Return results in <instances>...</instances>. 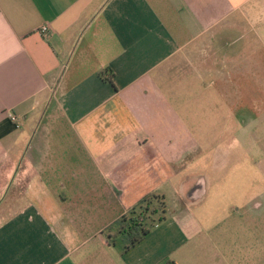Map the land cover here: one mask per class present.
Returning <instances> with one entry per match:
<instances>
[{
    "label": "crops",
    "instance_id": "0c3cea01",
    "mask_svg": "<svg viewBox=\"0 0 264 264\" xmlns=\"http://www.w3.org/2000/svg\"><path fill=\"white\" fill-rule=\"evenodd\" d=\"M204 106L264 125V0H0V264H264V166L235 182Z\"/></svg>",
    "mask_w": 264,
    "mask_h": 264
},
{
    "label": "rangeland",
    "instance_id": "374dc122",
    "mask_svg": "<svg viewBox=\"0 0 264 264\" xmlns=\"http://www.w3.org/2000/svg\"><path fill=\"white\" fill-rule=\"evenodd\" d=\"M205 96H208V94H204ZM259 100V97L258 99ZM245 112L248 114V119L246 121H251L252 125L247 126L246 129L243 131L242 123H243V115L246 113H243V111H236L235 113H232L231 111V122L229 123L227 120H224V118H221L222 111L218 109H211L207 106H204L203 109V124L200 127H197V132L202 135L203 139H205V135H209L211 138H215L216 142L214 143L213 148L224 153H230L232 155V158H226L220 157L218 160L225 164V166H228L229 168H233L234 174L230 175L234 177V181L238 183H247V182H256L258 185L259 182V169L260 166H264V158L262 157V152L259 151V139L260 136H262V129H264V125H259V121L257 119L258 111H249L248 108L244 109ZM188 115L193 113V109L187 110ZM213 115V116H212ZM217 115H219V118L216 119ZM255 119V123L253 124V120ZM217 120V121H216ZM190 122V121H189ZM214 122L215 125L211 126L214 128V130H211L210 124ZM229 123V124H228ZM206 143V142H205ZM204 143V144H205ZM212 148V149H213ZM222 152V153H223ZM247 153L246 156H244ZM250 156V158H249ZM202 163L205 165L206 162L202 161ZM204 167V166H203ZM206 173H204V176ZM256 193H258V190H255ZM156 194H152L150 196H155ZM158 195V194H157ZM148 196V197H150ZM251 196V195H250ZM153 204L150 207V210L145 214V217L147 218L148 226L156 225L160 223V218L166 217L165 213L161 212V205L159 201L156 199H152ZM172 200V201H170ZM167 201V206L169 209L167 210L168 216L171 215L170 209H177L176 204L173 201V199H170ZM146 206V203L144 204ZM237 208V207H236ZM139 213L142 211V209L137 210ZM156 211L157 214L154 216L151 215L152 212ZM142 214V213H140ZM152 220H151V218ZM153 220H155L153 222ZM164 221V220H163ZM162 221V222H163Z\"/></svg>",
    "mask_w": 264,
    "mask_h": 264
},
{
    "label": "trees",
    "instance_id": "16d2710c",
    "mask_svg": "<svg viewBox=\"0 0 264 264\" xmlns=\"http://www.w3.org/2000/svg\"><path fill=\"white\" fill-rule=\"evenodd\" d=\"M153 198L159 201L162 207L161 212L165 213L166 204L162 197L150 196L143 199L137 207L130 211L129 215L117 221V232L115 237L122 238L124 243L122 251L124 253L139 244L149 234L150 229L154 227V225L148 226L147 218L145 217V214H147L153 204ZM145 203L146 206H144ZM139 208L142 209V211H140L142 214L137 211ZM155 214H157L156 211L152 212L151 215L154 216ZM164 219V217L160 218V222Z\"/></svg>",
    "mask_w": 264,
    "mask_h": 264
},
{
    "label": "built area",
    "instance_id": "2783aa9c",
    "mask_svg": "<svg viewBox=\"0 0 264 264\" xmlns=\"http://www.w3.org/2000/svg\"><path fill=\"white\" fill-rule=\"evenodd\" d=\"M40 33L44 36V37H49L50 35V31H49V28L47 26H43L41 29H40ZM10 119L13 121V122H18L20 119L14 115L13 113L10 114Z\"/></svg>",
    "mask_w": 264,
    "mask_h": 264
}]
</instances>
